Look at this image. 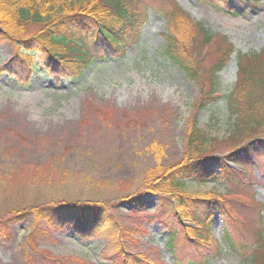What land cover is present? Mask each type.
Segmentation results:
<instances>
[{
    "label": "rangeland",
    "instance_id": "374dc122",
    "mask_svg": "<svg viewBox=\"0 0 264 264\" xmlns=\"http://www.w3.org/2000/svg\"><path fill=\"white\" fill-rule=\"evenodd\" d=\"M172 1L142 0L148 18L141 24L137 42L124 55L95 61L77 81L61 71L56 76L41 72L45 52L33 42L29 48L41 73L21 84L7 70L17 56L16 46L0 40V264H28V258L43 264L48 261L40 259L43 255L85 264H120L129 254L140 258V264H174L165 247V229L151 218L158 203L155 195L145 197V212H138L141 208L133 198L121 195L141 194V177L158 164L157 146L162 147L158 156L163 166L186 159L188 130L195 115L200 129L215 140L210 159L227 155L242 143L231 138L226 100L238 80L237 57L231 54L218 70L219 100L207 109L197 107L201 85L162 57L166 36L174 29L180 47L197 63L207 83L213 77L212 64L219 60L218 45L226 49L219 38L205 47L201 36L189 35L195 29L189 23L177 22L178 27L172 28L168 20L174 10ZM175 1L191 21L227 36L237 53L264 50V0L237 12L226 11V0ZM37 31L32 28L30 35ZM252 162L264 170V155H255ZM253 163L254 178L258 172ZM186 187L191 194H218L224 202L221 208H227L233 220L231 234L237 242L247 247L257 244L250 224L261 228L264 238V185L226 186L213 177L201 186L187 180ZM61 200L106 203L126 234L132 233L124 239V250L110 247L106 239L78 236L75 226L49 225L33 216L31 206ZM21 214L24 217L18 218ZM215 214L206 264H244L240 254L229 252L224 244V255L214 257L228 227L219 210Z\"/></svg>",
    "mask_w": 264,
    "mask_h": 264
},
{
    "label": "trees",
    "instance_id": "16d2710c",
    "mask_svg": "<svg viewBox=\"0 0 264 264\" xmlns=\"http://www.w3.org/2000/svg\"><path fill=\"white\" fill-rule=\"evenodd\" d=\"M258 2L259 0H226L225 9L237 12L241 8L258 5ZM172 4L174 10L168 13L172 28L173 25L178 27L177 22L189 23L195 27V31L191 28L189 35L194 39L201 36V43L205 47H212L217 38L226 45L225 50H221L222 46L218 45L219 60L212 64L213 77L210 76L211 72L208 73L212 79L207 83L205 78H201L203 71L199 72L197 63L180 47L177 31H170L166 36L168 40L163 45L162 57L201 85L202 96L197 107L207 109L219 100L216 74L225 67L236 50L227 36L213 32L198 21L194 23L175 0ZM147 18L142 0H0V40L14 43L17 54L11 66L7 67L8 75L19 78L21 84H27L35 73L46 72L56 76L61 71L68 74L70 80L77 81L95 61L109 55H124L130 45L137 42L141 24ZM32 28L38 30L33 37L30 35ZM33 42L45 52V66L41 72L32 58L34 51L29 48ZM198 49L201 51L200 47ZM236 55L238 80L234 89L228 92L226 100H229L231 115L230 130L234 133L231 138H239L242 144L233 147L227 155L215 154L210 159L209 156L215 151V140L208 138L200 129L195 115L188 130L186 144L189 149L186 159L163 166L158 156L163 152L162 147L157 146L158 164L141 177L143 181L138 189L141 194L131 191L127 196L121 195L122 199L133 198L132 202L141 208L138 212H145V197L155 195L158 203L151 218L163 225L166 248L172 253L174 264L208 263L205 257L212 251L211 236L214 233L216 210H219L228 227L221 242L216 245L214 257L224 255V244L229 252L239 253L244 264H264L261 228H254L250 224L257 244L247 247L241 240L237 242L238 239L234 240L231 234L233 220L227 208H221L220 203L224 202L218 199V194H191L186 189L187 180H194L201 186L213 177H217L220 182L224 181L226 186L230 183L252 189L256 184L264 185V170L260 169V164L252 162L255 155H264V50L253 54L239 52ZM152 149L155 150L153 147ZM249 161L258 172L254 178L250 174L253 165ZM235 201L239 199L235 198ZM253 204L251 198L249 206ZM31 207L35 219L42 218L49 225L75 226L78 236L106 239L108 245L116 250L123 251L126 245L124 239L132 235L130 232L126 234L116 222L109 206L99 200L51 201ZM19 217L24 216L21 214ZM242 237L238 235L239 239ZM40 259L48 260L45 263L40 261L43 264H85L80 260H58L46 255ZM138 260L142 261L129 254L120 264H140ZM28 264H36V260L28 258Z\"/></svg>",
    "mask_w": 264,
    "mask_h": 264
}]
</instances>
